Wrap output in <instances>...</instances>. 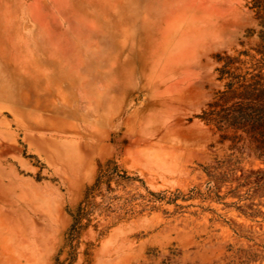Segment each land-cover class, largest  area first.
<instances>
[{
    "label": "rangeland",
    "instance_id": "1",
    "mask_svg": "<svg viewBox=\"0 0 264 264\" xmlns=\"http://www.w3.org/2000/svg\"><path fill=\"white\" fill-rule=\"evenodd\" d=\"M257 73L264 0H0V264H264Z\"/></svg>",
    "mask_w": 264,
    "mask_h": 264
},
{
    "label": "trees",
    "instance_id": "2",
    "mask_svg": "<svg viewBox=\"0 0 264 264\" xmlns=\"http://www.w3.org/2000/svg\"><path fill=\"white\" fill-rule=\"evenodd\" d=\"M251 79L252 84L238 94L237 102L221 111L218 126L221 130L239 132L234 139L236 148H247L264 164V75L257 73ZM99 180L100 177L97 184Z\"/></svg>",
    "mask_w": 264,
    "mask_h": 264
}]
</instances>
